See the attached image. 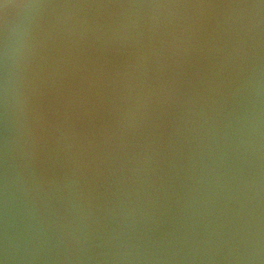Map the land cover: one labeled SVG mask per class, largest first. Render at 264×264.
Listing matches in <instances>:
<instances>
[{"label": "clouds", "instance_id": "9594fccd", "mask_svg": "<svg viewBox=\"0 0 264 264\" xmlns=\"http://www.w3.org/2000/svg\"><path fill=\"white\" fill-rule=\"evenodd\" d=\"M0 264H264V0H0Z\"/></svg>", "mask_w": 264, "mask_h": 264}]
</instances>
